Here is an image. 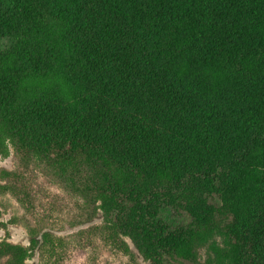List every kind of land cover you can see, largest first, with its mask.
Returning a JSON list of instances; mask_svg holds the SVG:
<instances>
[{
  "label": "trees",
  "instance_id": "trees-1",
  "mask_svg": "<svg viewBox=\"0 0 264 264\" xmlns=\"http://www.w3.org/2000/svg\"><path fill=\"white\" fill-rule=\"evenodd\" d=\"M8 141L149 264H264V0H0Z\"/></svg>",
  "mask_w": 264,
  "mask_h": 264
},
{
  "label": "rangeland",
  "instance_id": "rangeland-1",
  "mask_svg": "<svg viewBox=\"0 0 264 264\" xmlns=\"http://www.w3.org/2000/svg\"><path fill=\"white\" fill-rule=\"evenodd\" d=\"M5 146L7 152L0 153V264H149L129 240L105 242L110 230L102 212L71 183L64 185L40 159L12 142ZM200 258L216 264L208 248Z\"/></svg>",
  "mask_w": 264,
  "mask_h": 264
}]
</instances>
